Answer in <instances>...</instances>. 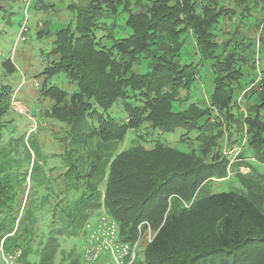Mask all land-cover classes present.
Listing matches in <instances>:
<instances>
[{
  "label": "trees",
  "instance_id": "trees-1",
  "mask_svg": "<svg viewBox=\"0 0 264 264\" xmlns=\"http://www.w3.org/2000/svg\"><path fill=\"white\" fill-rule=\"evenodd\" d=\"M111 1L88 0L87 6L79 9L74 28L68 26L54 33L52 55L57 60L52 61L45 73L63 75L77 88L70 96L57 86L43 90L54 101L47 115L67 126L64 136L58 138L61 165L46 168L47 160L34 140H30L37 157L33 162L31 151L20 142L22 136H10L9 140L20 142L27 151L24 158H19L21 154L14 155L15 150L10 151L13 144H3L5 127L1 120L13 97L6 87L0 89L3 251L20 250L23 264H54L58 237L77 234L80 221L88 217L91 208L103 206L116 221L122 242L134 243L139 231L147 228L153 232L143 251V264H264V197L259 195L264 187L248 184L250 180L246 181L247 175L241 172L238 177L246 192L233 189L198 197L197 190L204 181L199 178L201 173L208 177L217 172L220 179L227 174L229 158L215 159L216 152L210 151L215 146L213 137L199 142L200 158L194 152L183 153L158 141L146 148L138 141L142 135L136 137V145L117 148L124 143L129 130L138 129L143 123L148 124L149 130L169 132L185 126L198 129L200 134L218 117L216 111L213 113L215 108L227 121L232 119L234 85L239 86L243 74L237 64L236 47H228L230 39L218 42L216 30L220 18L233 15L235 10L218 6L215 0L199 8L198 0H149L140 10L141 2L137 0L132 11L130 2L125 1L122 6L129 11L126 25L131 33L106 47L97 40L94 30L104 14L116 11ZM233 1L244 13L243 17L256 2ZM249 1L254 3L249 5ZM189 30L201 55L216 60L214 88L205 108L189 103L184 109L174 110V102L186 101L181 91L189 90L195 78L192 64H180L175 58L182 44L179 37ZM144 59L149 62L148 69L136 72L134 67H142ZM263 83L259 102L241 122L247 141L239 152L243 155L246 147L260 150L258 158L262 163ZM116 104L127 115L121 122L109 114ZM203 117L205 121L199 124ZM92 140L96 142L94 150H80ZM81 163L86 164L82 172ZM30 164L37 165V173V168L44 172L42 178H37L32 170L28 178L34 177L38 187L45 190L41 197L34 196L32 206L24 205L20 211L16 204L24 190L20 191L19 186L26 180L23 174L27 175ZM53 170L59 172L51 184L47 174ZM73 188H78L79 194ZM42 211L51 214V228L45 241L37 240L36 245ZM35 248L39 260L30 262L28 256L36 252ZM60 264L78 262L71 251L62 256Z\"/></svg>",
  "mask_w": 264,
  "mask_h": 264
},
{
  "label": "rangeland",
  "instance_id": "rangeland-1",
  "mask_svg": "<svg viewBox=\"0 0 264 264\" xmlns=\"http://www.w3.org/2000/svg\"><path fill=\"white\" fill-rule=\"evenodd\" d=\"M125 1L130 2L129 8L132 11L135 10L134 3L137 0H112L111 3L116 6V11L111 14H104L99 21V25L94 30L97 40L106 47L112 46L115 41L125 38L131 33L130 27L126 25L129 11H125L122 6ZM139 1L141 2V5L138 6L140 10L149 2V0ZM208 1L198 0V8L205 5ZM215 1L218 6L225 5L235 10L233 15H223L220 18L216 30L218 42H225L230 39L228 47H236L238 54L236 55L237 64L243 74L238 82L240 88L236 84L234 85L235 89L231 102L233 106L231 110L232 119L227 121L226 116L215 108L213 113L216 111L218 117L214 120V123H210L200 134L198 129H189L185 126L175 127L169 132L149 130L148 124L143 123L138 129L129 130L124 143L117 146L118 149H122L136 145V137L142 135L143 138L138 141L142 142L146 148L153 147L154 143L158 141L183 153L194 152L195 157L200 158L202 155L197 151L200 145L199 142L205 137H213L215 146L211 147L210 151L216 152L215 155L217 157L215 159L221 157L229 158L227 174L220 179L217 178V172L212 173L208 177L201 173L199 178L204 179V181L201 184V188L197 190L198 197L233 189L246 192L240 181L241 178L238 177L241 172L242 175H247L245 176L246 181L250 180L248 184L256 185L258 188L259 186L264 187V177H262L264 175V164L258 158L260 150L246 147L243 155L239 153V148L247 138L245 127L243 125L240 127L241 122L245 115L247 116L248 113L253 112L254 109L252 107L259 102L262 87L261 90L254 89L255 91L251 88L242 98L240 104H238V97L241 92L251 84L255 76L260 74L261 80L264 82V0L261 2L256 0L254 6L248 10L246 17L242 16L244 13L241 9H237L239 7L233 4V0ZM253 3L250 2L249 5ZM87 4L88 0L0 1V89L6 87L12 92L13 97V102L1 120V124H4L5 127L3 144H13L10 151L15 150L14 155L20 156L21 154L22 156L19 158H24L27 151L20 144V142L23 143L25 148L31 151V161L33 162L37 160V157L32 151L30 140H34V143L39 146L37 147L41 154L47 160L46 168L61 165L58 154L62 151V148L58 138L64 136L67 126L47 115L49 108L54 105V101L45 96L43 90L49 86H57L70 96L77 89L76 84L69 81L65 76L60 74L49 76L45 73L47 68L51 66L52 61L57 60V57L52 55L54 33L68 26L74 28L79 9L85 8ZM229 17L232 18L231 21ZM178 41L182 42V44L175 58L180 64H192L191 70L195 73V78L189 90L181 91L182 98L186 101L181 103L179 101L174 102L173 109H184L189 103L205 108L210 102V95L214 88V65L216 60L204 58L201 55L191 30L182 32ZM249 42L250 45L247 46ZM227 51L231 50L227 49ZM147 59L152 61L149 58ZM148 60H142V67L135 66L136 72L140 73L147 70ZM247 95H250L248 99H246ZM262 112L264 113V111ZM109 114L114 116L118 122H121L122 118H127V115L117 104L111 108ZM211 118H214V116H211ZM204 121L205 117L199 120V124ZM10 136H22L23 138L22 141L16 142L10 141ZM82 147H80L81 151H92L96 148V142L95 140L89 141ZM245 156L248 160L243 158ZM251 157L255 159L251 160ZM106 165L107 168L108 164ZM35 166L33 167V164H30L27 169V175L23 174V178L26 177V180L19 186V190H24V193H20L16 204L20 211H22L21 208L24 205L26 207L33 205L34 196L41 197L44 193V187L43 189L38 187V181L36 182L34 177L31 180L28 178L32 175V170H34L37 178H42L41 174L44 171L42 168H37L39 171L37 173ZM85 166V163L79 164V170L82 172ZM62 167V170H65V167ZM58 172V170H53L51 173L48 172L50 175L47 174V179L51 184ZM60 176L61 174L57 178ZM14 177H11L12 182H15ZM73 192L79 194V189L73 188ZM259 195L264 197V192ZM62 205L63 201L59 206ZM92 209L89 211L88 217L80 221L82 223L77 234L58 237L59 249L54 258V264H60L62 256L71 251L78 264H143V251L153 235L149 228L144 232L139 231V236L134 243H128L133 259L121 262L111 250L112 252H99L91 263L85 261L87 252L91 248L89 234L92 230L97 229L101 215H108L103 206L99 209ZM41 215L42 218L38 217L40 219L37 224L38 236L35 240L36 245L39 244V240L45 241L51 228V214L47 211H42ZM7 219L11 220V217L7 216ZM87 224L89 227L86 226ZM116 231L119 234L118 227ZM2 243L3 239H0V264H6V254L8 252L3 251ZM35 250L36 252L28 256L30 262L39 260L38 249L35 248ZM18 251L20 250L10 253L16 254ZM90 251H93V249L91 248ZM20 256L21 251L17 258V264H23L20 261Z\"/></svg>",
  "mask_w": 264,
  "mask_h": 264
},
{
  "label": "built area",
  "instance_id": "built-area-1",
  "mask_svg": "<svg viewBox=\"0 0 264 264\" xmlns=\"http://www.w3.org/2000/svg\"><path fill=\"white\" fill-rule=\"evenodd\" d=\"M261 84H262V80L260 74H258L257 76H255L251 84L241 92L240 96L238 97V104H240L242 98L247 94V92L251 88L253 91H255L254 89L261 90L262 87ZM211 119L213 120V118ZM245 141L246 139L243 141V143ZM240 151H241V147L239 148V152ZM254 159L255 158L251 157V160ZM245 160H248V158L246 157ZM86 226L89 227L88 224ZM116 228H117V223L111 217H109L108 215H101L97 229L92 230L91 233L89 234L90 247L93 249V251H90L91 248L88 250L87 258L85 260L86 262L88 263L93 262L97 254L101 251H111V250L115 253V256H117L118 260L121 262L129 261V259H133V255L131 254L129 248L130 245L128 243L122 242L119 239ZM19 255H20V251H18V253L16 254L7 253L6 264H17V258L19 257Z\"/></svg>",
  "mask_w": 264,
  "mask_h": 264
},
{
  "label": "crops",
  "instance_id": "crops-1",
  "mask_svg": "<svg viewBox=\"0 0 264 264\" xmlns=\"http://www.w3.org/2000/svg\"><path fill=\"white\" fill-rule=\"evenodd\" d=\"M233 4H235V3H233Z\"/></svg>",
  "mask_w": 264,
  "mask_h": 264
}]
</instances>
